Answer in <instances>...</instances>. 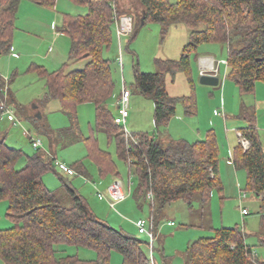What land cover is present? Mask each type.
<instances>
[{
	"label": "trees",
	"instance_id": "16d2710c",
	"mask_svg": "<svg viewBox=\"0 0 264 264\" xmlns=\"http://www.w3.org/2000/svg\"><path fill=\"white\" fill-rule=\"evenodd\" d=\"M22 1L0 0V57L12 50ZM30 1L52 10L58 2ZM71 1L86 6L88 11L82 15L65 14L59 26V31L71 40L68 60L55 70L42 65L31 67V71L45 80L46 99L57 100L61 111L70 119L67 135L73 136V142L84 140L90 158L103 175L118 176L111 154L99 147L93 133L84 137L79 128V105L94 103L97 130H103L115 139L120 159L138 175L135 197L150 201L152 230L159 225L156 214L174 201L183 200L192 209L199 194L201 203H208L215 189H224L219 171L217 132L212 129L205 139L193 142L170 138L167 143L163 135L176 115L179 103L183 104L186 116L197 115L191 57L201 44L228 45V78L237 84L241 95L255 94L257 83L264 82V0H178L175 3L136 0L144 11V24L141 18L139 26L151 21L159 23L165 33L178 24L190 29V41L184 46L180 59H156L157 71H136L135 88L154 100L155 122L163 137L147 132L128 133L116 122L117 116L109 108L115 81L111 61L104 56V51L110 49L113 42L117 4L121 0ZM201 25H204L203 29H200ZM132 32L135 37L136 31ZM79 63L84 66L72 68ZM168 73H184L191 92L172 96L166 84ZM10 83L0 75V104L15 102ZM7 86L8 92L5 91ZM242 110L247 125L240 131L250 140L251 147L245 151L239 144L234 150V164L247 172V190L259 196L264 191V148L255 109L243 104ZM39 122V131L54 141L51 127L44 120ZM23 155L22 150L0 140V201H8L7 216L14 224L8 229H0V257L4 264H109L114 251L123 254L124 264H153L143 250L141 239L111 226L98 216L71 181L62 177L63 186L72 197V205L60 203L43 180L46 172L57 167L54 157L38 151L28 155L26 165L17 169ZM72 168L76 173L87 174L83 161L75 162ZM149 193L152 198L148 197ZM261 203L263 212L264 199ZM59 244L92 249L97 253V259L84 261L78 255H62L56 248ZM187 252L186 264H255L253 247L246 242V235L238 226L216 229L214 236L192 242Z\"/></svg>",
	"mask_w": 264,
	"mask_h": 264
},
{
	"label": "rangeland",
	"instance_id": "374dc122",
	"mask_svg": "<svg viewBox=\"0 0 264 264\" xmlns=\"http://www.w3.org/2000/svg\"><path fill=\"white\" fill-rule=\"evenodd\" d=\"M169 1L175 3L178 0ZM58 4L53 10L43 7L47 14L45 16L48 20H53L55 25L58 23L60 25L63 22L65 14L80 15L88 11L86 6L76 5L70 0H59ZM143 12L142 5L136 0H121L117 4V17L130 16L133 20L132 31L135 30L136 33L135 37H133V32L120 35L117 28H115L111 47L104 51V56L111 61L115 81L114 95L109 101V108L113 115L118 116L121 94L125 87L131 88L133 94L129 107L130 116L127 118V122L121 125L125 127L128 133L147 132L158 137L159 133L154 117L155 102L135 88L136 71L139 70L143 73L157 71L159 68L156 65V59H180L184 46L190 41V29L184 24H178L165 33L159 23L151 21L144 26H139ZM203 28L204 25H201L200 29ZM65 40L66 43L63 47L62 42H65ZM70 43L69 36L62 34L56 41V52L63 55V52L68 51L69 55ZM48 44L45 45V41L40 40V45L34 47L36 50L33 53L43 56L51 46L50 42ZM44 46H47V49ZM44 49L46 50L44 51ZM228 54L229 47L226 43L209 42L201 44L196 53L192 55V76L196 86L198 114L186 116L183 104L179 103L177 112L182 113L185 121L180 120L177 116L172 119V130L169 132L173 138H183L193 142L196 140L194 130L200 126L204 128L219 126L225 131V127L228 129L235 127L234 129H236L238 125H247V122L237 117L238 113L243 114L241 112L243 110L240 106L239 87L231 79L228 80L229 85L225 93L226 79L224 80V76L227 72L226 60ZM7 55L2 56L4 60L7 59ZM208 56L214 57L218 65L219 62L222 63L223 61L220 64V75L223 81L220 86L214 87L200 82V58ZM23 59H25L24 56L21 60ZM83 66L84 64L79 63L73 65L72 68ZM22 69L25 70L23 66ZM24 70H22L24 74L20 73L19 77L15 76L17 82L15 80L10 85L13 89L15 84L16 99L18 103L22 104L21 107L15 103L13 104L17 111L14 106H10L20 123L12 125L7 120V116H3L0 121V140H4L10 147L23 151L24 155L18 161L17 169H21L26 165L28 155H33L38 151L54 157L56 159L55 163L57 161L64 162L70 167L77 161H83L87 168V174L76 173L73 176H68L57 165V167L55 166L44 174V183L50 190L55 192L62 205L71 206L72 197L63 186L61 177L71 181L73 187L86 198L90 207L98 216L111 226L134 235L144 242L142 244L143 250L150 256L153 264H186L188 261L187 251L192 242L201 237L214 236L216 229L236 226L243 230L246 235V242L253 247L254 263L264 264V211L262 212V203L259 196L246 188L247 172L244 169L239 170L241 188L247 192V196L242 202L240 201L239 188L236 182L234 191H231L232 193L225 188L223 191L215 189L210 201L206 204L201 203L199 194L196 195L192 209L183 200L174 201L156 214V223L159 225L157 229L153 228L155 238H152L148 233L152 230L153 224L150 201L138 200L135 197L139 183L138 175L134 170L130 171L127 163L120 159L115 139L110 138L103 130H97L95 104L86 102L79 105V128L84 137H89L93 133L98 140L99 147L111 154L117 165L118 176L114 174L103 175L95 161L90 158L84 140L72 141L73 136L67 135L66 131L70 126V119L61 111L60 103L57 100L46 99L47 87L45 80L40 78L35 71L27 69V72H24ZM6 77L8 80L10 74ZM166 84L172 96L188 95L191 92L189 79L184 73L166 74ZM231 86L236 88V92H233ZM263 89L264 85H261L259 91L262 93L264 92ZM222 97H226L227 100L229 97L230 101V107L227 106L226 112L224 111L228 116L227 118L222 114L218 115L217 112L214 114V109L219 106L217 103L222 100ZM243 99L247 101V106L251 102L255 105L253 96L245 95ZM33 100L44 104V118H38ZM257 119L259 120L258 131L264 136V108L258 112ZM39 120L46 121L51 127L56 138L54 141L50 136L39 131ZM25 130L30 131V135H27ZM168 135L165 139L167 143L171 140V135ZM31 137L42 140V146L39 149L33 147ZM116 180L122 181L126 197L116 200L115 206L112 207L109 187ZM98 193H103L106 198L100 199ZM242 208H246L249 213L243 214ZM7 209L8 201L1 200L0 229H8L14 225L7 216ZM140 218L148 221V232L146 233H140L136 225V221ZM169 221H174L175 225H169ZM56 248L62 255H78L84 261L97 259V253L92 249L65 244H59ZM0 264H4L1 257ZM109 264H124L123 254L114 251Z\"/></svg>",
	"mask_w": 264,
	"mask_h": 264
},
{
	"label": "crops",
	"instance_id": "0c3cea01",
	"mask_svg": "<svg viewBox=\"0 0 264 264\" xmlns=\"http://www.w3.org/2000/svg\"><path fill=\"white\" fill-rule=\"evenodd\" d=\"M58 3H59V0H58ZM45 15H47L45 12V9L40 4L34 3L30 0H24L21 2V6H20V9L17 15L16 23H15L12 50L10 53H8V55L3 54V55H7V59L4 60V57H2L3 55H1L2 58L0 57V75H2L4 78H7L6 75L10 74V77H8L9 78L8 80L11 81L10 85H12V83H14L15 80L17 82V79L15 78L16 75L18 76L20 73H23L22 70L24 69H22V66L23 68H25L24 72H27V69L31 70V67L33 65H42L49 70H55V69L60 68L62 65H64L66 61L68 60V57H67L68 51L65 50L66 53L63 52V55H62L60 54V52H56V46H55L57 39L63 34L62 32L59 31V26H61L62 23L60 25L59 23L55 25L54 21L51 20L52 21L51 22L50 20H48V18ZM118 26H119V21L116 20L117 30H118ZM40 40L45 41V45L48 44L49 42L51 43V46L49 47V49L46 51V53L43 56H40L38 53H33L36 50L34 47H38L40 45ZM65 43H66V40L65 42L64 41L62 42L63 47ZM44 47L47 49V46H44ZM70 47H71V43H70ZM46 49H44V51ZM22 56H24L25 59L21 60ZM208 58H211L213 60L214 68H211V66L209 65V61L207 60ZM222 63L219 62V65H218L215 58L211 56H208L205 58L201 57L200 58V72H199L200 77L202 74H205V73L218 75L220 77V84L218 86H220L223 82L221 80V75H220V64ZM225 79H226V83L224 87H225V93H226L227 87L229 85L228 84V80H229L228 66H227V72L224 76V80ZM261 83L262 82L257 83L255 94L247 95V96L254 97L255 105L252 104L251 102V104L248 106H252L255 109L256 114H258V112L262 108H264V92L261 93L259 91L261 85H264ZM230 88L233 90V92H236V88L234 86H231ZM14 89H15V84L13 86V89L12 87H10V91L12 94L11 96L15 100L14 103L17 106L21 107L22 104L18 103L16 99V94H15L16 91H14ZM244 97L245 96L240 94V100H241L240 106L241 107L243 106V104L247 105V101L243 99ZM229 102H230L229 97H228V100L226 97H222V100L217 103L219 106L214 109V114H216L217 112L218 115H221L220 112L222 113L223 109L225 111L227 110V106L230 107ZM10 106H14V105L11 104ZM34 107L36 108L35 109L36 114L41 113L42 116H44V113H43L44 105L42 103L38 101H34ZM14 108L17 111L15 106ZM222 115L226 118L228 117L226 113H223ZM175 116H177L180 120L185 121L183 119L182 113L177 112ZM237 117H240L245 122H247L241 113H238ZM2 119H3V115H0V121ZM7 120L10 121L9 119ZM172 121L173 120L170 121L165 134L164 135L162 134L163 136H167L168 133L169 135H171L170 132L172 130ZM258 121L259 120L257 119V128H259ZM10 122L12 123V125H15L13 121H10ZM245 126L246 125H243V126L238 125L236 129H234L235 127H233L232 129H228L227 127H225V131L222 127L220 128L219 126L216 128H209V127L204 128L200 126L199 128L194 130L195 131L194 137L196 138V140L205 139V137L207 136V133L212 129H214L217 132L219 149H220L219 171H220V177H221V181L223 184V188L227 189L228 192H231V191L233 192L234 187H235V182H236L237 187L239 188L240 197H241L242 192H244L245 190L241 188V181H240V176H239L240 169H238L234 164V150L240 144V138H239V133L241 132L240 129H242ZM162 135L159 133V136H162ZM260 136L262 138V145L264 148V136L261 134ZM170 137L171 139H175V140L183 139V138H173L172 135ZM169 222H174V221H169ZM169 225L174 226L175 224L172 225L169 223ZM152 227H153V224H152Z\"/></svg>",
	"mask_w": 264,
	"mask_h": 264
},
{
	"label": "built area",
	"instance_id": "2783aa9c",
	"mask_svg": "<svg viewBox=\"0 0 264 264\" xmlns=\"http://www.w3.org/2000/svg\"><path fill=\"white\" fill-rule=\"evenodd\" d=\"M116 20L119 21V26H118V33L120 35L122 34H127V33H131L133 30V20L130 16H120V17H116ZM209 61V65L211 66V68H214V62L211 58L207 59ZM227 64V61H226ZM8 88L9 86H7V88L5 89L6 92H8ZM5 92V93H6ZM132 91L130 88L125 87L121 97H120V102H119V114L116 117V122L118 124H122V123H126L127 122V118L130 116L129 113V107H130V102H131V97H132ZM224 113V109L222 110V113L220 112V114ZM0 115L3 116H7V118L10 121H13L14 124H18L20 123V121L17 120V116L15 114V112L11 109L10 105H8L5 102H2L0 104ZM25 133L27 135H30V131L25 130ZM32 138V137H31ZM239 138H240V144L242 145V147L244 148V150H248L251 147V142L249 139H247L242 132L239 133ZM32 145L34 148L38 149L42 146V140L40 138H32ZM56 164L58 165L59 169L69 175H74L76 172L75 170L68 166L67 164H65L64 162H59L57 161ZM110 193H111V197L110 198V203L111 206L114 207L116 204V200H120L126 197L125 194V190L123 187V183L121 180H117L115 181L111 186H110ZM98 196L100 199H105V195L103 193H98ZM247 196V192L244 191L241 194V202L243 201V199ZM149 198H152V193H149L148 195ZM260 200L264 199V191L259 195ZM242 213L243 214H248L249 211L246 208H242ZM170 224L174 225V222H169ZM147 224L148 221L144 218H140L136 221V225L139 228V232L140 233H146L147 231ZM149 235L152 238H155V234L153 232V230H151L150 232H148Z\"/></svg>",
	"mask_w": 264,
	"mask_h": 264
},
{
	"label": "water",
	"instance_id": "95a60500",
	"mask_svg": "<svg viewBox=\"0 0 264 264\" xmlns=\"http://www.w3.org/2000/svg\"><path fill=\"white\" fill-rule=\"evenodd\" d=\"M142 24H144V19L142 18ZM200 82L201 84L204 85H209V86H218L220 84V77L218 75L215 74H202L200 77ZM38 118H42V114L38 113L37 114Z\"/></svg>",
	"mask_w": 264,
	"mask_h": 264
}]
</instances>
